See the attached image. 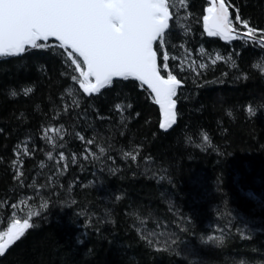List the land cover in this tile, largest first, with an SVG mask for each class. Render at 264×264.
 I'll use <instances>...</instances> for the list:
<instances>
[{
  "label": "trees",
  "instance_id": "1",
  "mask_svg": "<svg viewBox=\"0 0 264 264\" xmlns=\"http://www.w3.org/2000/svg\"><path fill=\"white\" fill-rule=\"evenodd\" d=\"M228 2L234 22L238 10L264 29V0ZM185 3L170 0L165 47L178 59L168 70L183 84L168 130L132 77L87 95L52 49L0 57V232L16 219L34 225L0 264H264V47L208 37L207 0ZM192 60L208 64L198 78ZM117 103L131 105L123 117ZM45 128L61 131L50 142Z\"/></svg>",
  "mask_w": 264,
  "mask_h": 264
},
{
  "label": "snow or ice",
  "instance_id": "2",
  "mask_svg": "<svg viewBox=\"0 0 264 264\" xmlns=\"http://www.w3.org/2000/svg\"><path fill=\"white\" fill-rule=\"evenodd\" d=\"M207 2L203 29L208 37L251 41L264 47V29L251 26L250 21L242 19L238 10L234 22L229 11L232 5L228 0ZM180 4L186 6L185 0H180ZM172 7L170 0H0V57H18L32 49H52L73 73H79L78 77L72 75L71 79L78 81L79 87L88 94L100 93L105 86L112 85L114 78L132 77L154 94L155 104L159 105L163 114L159 127L168 130L177 122V92L183 84L182 79L168 70L169 62L178 59L170 55L165 47L170 21L174 20V13L170 11ZM240 28L245 31L241 32ZM50 38H55L58 43H49ZM154 44L157 46L155 49ZM185 53V59L180 62L181 72L191 56L189 50L185 49ZM199 53L207 55L203 47ZM158 54L161 56L159 65ZM223 59L220 54L214 58L209 56L212 65ZM187 67L198 78L197 67L205 69L208 64L197 66L192 60ZM162 72H166V78L161 75ZM32 91V88H27L24 94ZM11 95L16 96L17 93L13 91ZM126 108H131V105L115 104L122 117ZM60 131V128H45L44 136L51 142L49 132ZM77 135L84 140L82 135ZM203 141L210 143L206 132ZM87 143L91 145L93 141L88 140ZM17 149V159L12 166L16 169L15 178L19 180L23 175L19 171L23 162L19 145ZM22 151L24 155L29 154L27 146ZM100 152L103 153L104 148H100ZM47 155L49 159L53 158L51 152ZM125 156H130L133 161L137 159L132 152L125 153ZM64 160V152H60L59 161ZM72 163H76L74 155ZM12 207L15 208V205ZM33 226L29 219H16L7 231L0 232V255ZM212 239L214 237H208V240Z\"/></svg>",
  "mask_w": 264,
  "mask_h": 264
},
{
  "label": "water",
  "instance_id": "3",
  "mask_svg": "<svg viewBox=\"0 0 264 264\" xmlns=\"http://www.w3.org/2000/svg\"><path fill=\"white\" fill-rule=\"evenodd\" d=\"M229 11H230V9H229ZM230 13H231V11H230ZM205 14H206V12H205ZM222 39V38H221ZM50 40H54V41H56L55 40V38H50ZM223 40V39H222ZM223 41H225V40H223ZM57 42V41H56ZM225 42H230V41H225ZM154 49H155V44H154ZM157 63H158V65H159V60H158V58H157ZM161 75H163L162 73H161ZM165 76V75H164ZM165 78H166V76H165ZM117 79H122V78H114L113 80H117ZM144 86H146V85H144ZM147 87V86H146ZM150 90V89H149ZM150 92H151V90H150ZM87 95H91V94H88V93H86ZM93 94H95V93H93ZM153 96H154V94H153ZM157 107L159 108V112H160V122L163 120V114H162V112H161V110H160V107H159V105H157Z\"/></svg>",
  "mask_w": 264,
  "mask_h": 264
},
{
  "label": "bare ground",
  "instance_id": "4",
  "mask_svg": "<svg viewBox=\"0 0 264 264\" xmlns=\"http://www.w3.org/2000/svg\"><path fill=\"white\" fill-rule=\"evenodd\" d=\"M165 203V202H164ZM168 209V208H167ZM172 209V208H171ZM176 209V208H175ZM173 210V209H172ZM169 211V210H168ZM229 211V210H228ZM231 212V211H230ZM179 213V212H178ZM229 213V212H228ZM230 214V213H229ZM174 216V215H173ZM179 217V216H178ZM177 219V218H176ZM173 220V219H172ZM232 220V219H231ZM229 221V220H228ZM113 223V222H112ZM239 226V225H238ZM238 229V228H237ZM159 244V243H158ZM153 245V244H152ZM154 246V245H153ZM154 250V248H153Z\"/></svg>",
  "mask_w": 264,
  "mask_h": 264
}]
</instances>
